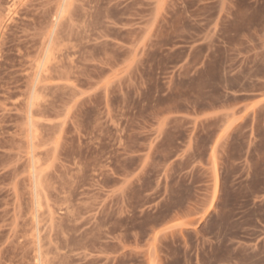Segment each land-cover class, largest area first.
Returning <instances> with one entry per match:
<instances>
[{
  "label": "rangeland",
  "instance_id": "374dc122",
  "mask_svg": "<svg viewBox=\"0 0 264 264\" xmlns=\"http://www.w3.org/2000/svg\"><path fill=\"white\" fill-rule=\"evenodd\" d=\"M0 264H264V0H0Z\"/></svg>",
  "mask_w": 264,
  "mask_h": 264
},
{
  "label": "bare ground",
  "instance_id": "6f19581e",
  "mask_svg": "<svg viewBox=\"0 0 264 264\" xmlns=\"http://www.w3.org/2000/svg\"><path fill=\"white\" fill-rule=\"evenodd\" d=\"M50 51H52V50H50ZM53 53H54V51H53ZM54 55V54H53ZM51 56H52V54H51ZM49 58V57H48ZM36 180V179H35Z\"/></svg>",
  "mask_w": 264,
  "mask_h": 264
}]
</instances>
